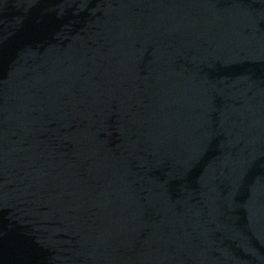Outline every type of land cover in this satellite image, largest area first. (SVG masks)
<instances>
[{"label":"water","instance_id":"1","mask_svg":"<svg viewBox=\"0 0 264 264\" xmlns=\"http://www.w3.org/2000/svg\"><path fill=\"white\" fill-rule=\"evenodd\" d=\"M0 264H264V0H0Z\"/></svg>","mask_w":264,"mask_h":264}]
</instances>
